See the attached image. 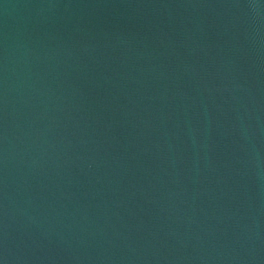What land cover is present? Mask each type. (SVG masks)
<instances>
[{
	"label": "water",
	"instance_id": "obj_1",
	"mask_svg": "<svg viewBox=\"0 0 264 264\" xmlns=\"http://www.w3.org/2000/svg\"><path fill=\"white\" fill-rule=\"evenodd\" d=\"M0 264H264V0H0Z\"/></svg>",
	"mask_w": 264,
	"mask_h": 264
}]
</instances>
